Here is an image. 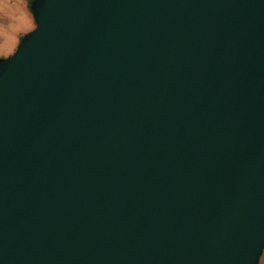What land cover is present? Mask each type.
<instances>
[{
	"label": "water",
	"instance_id": "water-1",
	"mask_svg": "<svg viewBox=\"0 0 264 264\" xmlns=\"http://www.w3.org/2000/svg\"><path fill=\"white\" fill-rule=\"evenodd\" d=\"M0 58V264H258L264 0H32Z\"/></svg>",
	"mask_w": 264,
	"mask_h": 264
},
{
	"label": "rangeland",
	"instance_id": "rangeland-1",
	"mask_svg": "<svg viewBox=\"0 0 264 264\" xmlns=\"http://www.w3.org/2000/svg\"><path fill=\"white\" fill-rule=\"evenodd\" d=\"M23 1H24L25 13L28 14V18H30V20H31L30 28H28L29 26L24 28V30L20 34H18V36H17L18 38L12 39L14 42L15 41L19 42L21 36L24 35L25 33H27L28 31H30L34 27V21L31 17L30 12H29V8L27 6V1L26 0H23ZM18 6H19V1L17 2V0H10V2H8V3L0 2V58H4V57H7L10 54H12L13 51L15 50L17 44H18V42H17L15 48H13L14 42L11 41L10 35H9V34H11V32H9V31H10V29H13L12 28L13 25H11V23L9 22L10 20L5 17L6 16L5 11L7 13L8 8H16ZM16 23L19 25L18 22H16ZM16 25H14V26H16ZM10 41H11V43H10ZM258 264H264V250H263V253L260 257Z\"/></svg>",
	"mask_w": 264,
	"mask_h": 264
},
{
	"label": "crops",
	"instance_id": "crops-1",
	"mask_svg": "<svg viewBox=\"0 0 264 264\" xmlns=\"http://www.w3.org/2000/svg\"><path fill=\"white\" fill-rule=\"evenodd\" d=\"M18 1H19L18 7L8 8L7 13L5 11V14H6L5 17L7 19H9L10 20L9 22L11 23V25H13L12 26L13 29H10V31H9V32H11V34H9L11 41H13L12 39H14V38H18L17 37L18 34H20L24 30V28H26L28 26H29L28 28H30V23H31L30 18H28V14L25 13L24 1L23 0H17V2ZM0 2L8 3V2H10V0H0ZM16 22H18L19 25ZM14 25H16V26H14ZM11 41H10V43H11ZM17 42L15 41L13 43V48H15Z\"/></svg>",
	"mask_w": 264,
	"mask_h": 264
},
{
	"label": "trees",
	"instance_id": "trees-1",
	"mask_svg": "<svg viewBox=\"0 0 264 264\" xmlns=\"http://www.w3.org/2000/svg\"><path fill=\"white\" fill-rule=\"evenodd\" d=\"M26 1H27L28 8H30V5H31L32 0H26Z\"/></svg>",
	"mask_w": 264,
	"mask_h": 264
}]
</instances>
